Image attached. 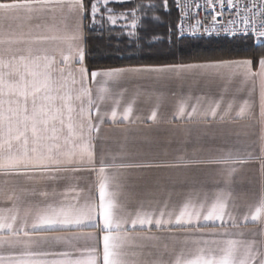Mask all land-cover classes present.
Listing matches in <instances>:
<instances>
[{
  "label": "crops",
  "instance_id": "1",
  "mask_svg": "<svg viewBox=\"0 0 264 264\" xmlns=\"http://www.w3.org/2000/svg\"><path fill=\"white\" fill-rule=\"evenodd\" d=\"M110 7L117 9L119 5ZM47 8L39 0H0V73H3L4 81L0 110L5 114V120L0 125L3 128V135H0V264H106V246L111 249V238L120 233L107 231L102 215L97 220L101 211L98 207L100 177L97 172L87 170V162L81 163L84 157L79 148L72 147V141L65 145L63 138L54 157L40 161L34 151L38 145L32 133L28 132L25 136L23 131V110L26 106L29 111L32 110L31 99L25 101L18 90L21 86L18 74L22 77L24 61L34 63L45 56L52 57L55 60L52 71L56 74L57 68L65 67L60 63L61 55L75 51V46L70 47L62 38L66 34L64 18H68L71 26L75 17L67 9L52 11ZM174 9L172 5L173 12L138 13L146 17L136 29L140 39H129L123 33L131 29L110 28L107 21L103 31L99 26L94 30L86 28L84 34L87 41L83 47L86 50L87 46L93 48L97 43L106 41L111 49H127L132 53L152 46L153 38L159 37L155 41L160 43L163 38L166 43L169 13L176 24ZM153 16L159 19H152ZM105 32L119 37L103 39L101 36ZM108 40L113 45L107 43ZM210 60L219 59L129 63L110 67L162 66ZM68 66L74 70L81 67L75 60L70 61ZM84 66L87 67L85 60ZM258 70V63L253 64V71ZM232 71L224 70L225 77ZM76 75L78 78V71ZM65 79H68L67 74ZM105 79H92L90 75L87 78L100 113L109 114L101 123L96 119V109L92 110V122L98 128L93 133L97 160L103 156L109 177L117 172L112 164L154 165L141 169H120L125 180L119 189L109 181L107 191L118 193L114 197L118 206L114 215H119L118 209L124 205L128 213H134L139 210V201L149 199L168 201V211L178 214L189 198L186 194L192 192L193 201L197 195L205 193L208 207L216 196L226 199L230 196L227 211L237 219L235 227L230 223L221 226L219 221L203 220L193 228L175 224L164 229L148 225L133 228L129 224L126 231L133 239L125 243L143 247L125 250L143 252L141 258L146 262L163 260L164 264H168L182 250L192 247L184 243V234L192 231L202 233L197 237L202 241L217 242L210 244L211 247H223V241L228 239L255 240L259 246L264 241V213L256 220L252 216L264 203V89L260 78L244 82L239 75L231 78L205 77L198 70H190L159 76L129 75L108 80L107 83ZM68 87L72 88V85L69 83ZM101 87L107 88V91L100 93L98 90ZM100 95L104 96L103 100L97 99ZM221 96L225 103L233 105L229 118L223 123L218 118L203 121L197 116L189 118L178 114L182 103L186 112H190L192 106L206 108L207 102ZM245 101L248 106L244 115L237 116ZM129 105L133 111L130 119L125 121L121 117ZM79 106V102H75L77 110ZM113 108L118 112L116 121L110 119ZM153 111L157 113L155 121L150 119ZM73 115L75 120L76 113ZM192 160L204 163L189 165ZM99 166L97 164L96 168ZM83 168L85 170L77 171ZM49 175H56L58 179L50 181L47 179ZM81 209L88 213L87 219L96 226H62L78 220L82 222L77 214ZM149 235L157 237L158 241L142 239ZM165 244L166 249L163 247Z\"/></svg>",
  "mask_w": 264,
  "mask_h": 264
},
{
  "label": "snow or ice",
  "instance_id": "2",
  "mask_svg": "<svg viewBox=\"0 0 264 264\" xmlns=\"http://www.w3.org/2000/svg\"><path fill=\"white\" fill-rule=\"evenodd\" d=\"M43 5L48 6V9L54 11L59 8L61 11L67 9L68 13L75 17V20L69 26L68 18L63 21L66 34L63 35L68 44L75 46V51L69 54L61 55L60 63L65 64L64 68H57L56 74L53 73L54 58L47 56L40 58L34 63L24 61L22 67V77L18 74V79L21 80L19 92L24 97L25 101L31 99L32 110L29 111L27 106L23 110V131L27 136L31 132L33 139L38 145L37 158L40 161L52 159L54 154L60 149V141L63 138L65 145L68 141H72V147H78L81 155L88 164L87 170L97 172L99 180V209L97 220L101 215L105 219V229L109 232L116 231L120 233L112 237L113 243L111 249L106 246V264H164L163 260L145 261L143 252L128 251L126 248H141V245H128L125 241L133 239L128 235L126 229L129 224L133 228L137 225L143 227L145 225L154 226L157 229L171 228L173 224L178 226H187L193 228L199 226L201 220L205 222H217L223 226L225 223H230L233 227L237 224L236 217L232 216L228 211L229 196L227 199L223 196H216L211 203L207 205V195L200 193L193 201L191 197L194 193L189 192L186 195L189 197L179 213L168 211L170 204L168 201L143 200L138 202V209L134 213L126 211V205L119 207V215H114V209L118 206L114 197L118 193H109L107 191L109 181L119 189L122 187L125 177H123L120 169H141L153 167L151 164L143 163H121L119 165L112 164L111 167L117 169V172L109 177L106 174V162L103 156L99 160L96 157L94 136L93 133L98 131L97 125L92 122V110L96 109V119L103 123L108 113H100L97 106V100L93 99V91L88 86L87 78L95 79L103 77L105 83L108 80H115L123 76H141L143 74H155L157 76L168 73H183L190 70H198L205 77L231 78L239 75L246 82L250 78L259 77L261 87L264 89V55L258 59L259 70L253 71L252 59H219L205 62H193L188 64H169L162 66L143 65L136 67H110L106 69L89 70L84 66L85 48L83 45L87 41V36L84 30H94L97 26L100 31L104 30V22L107 21L110 28L120 27L121 29H131L123 35L129 39H140L136 34V29L139 28V22L146 17H142L138 13L145 10L161 9L164 12H170V0H160L156 3H140L135 8L118 11L110 5H123L130 3L131 0H39ZM171 4L179 12V23L176 25L178 38L190 37H207V38H224L234 40L237 37L247 41L250 37L258 43L264 38V0H205V11L210 12V23L206 19H200L199 10L201 5L197 0H171ZM225 5L227 6L228 16L224 17ZM152 19L158 20L159 17L153 16ZM131 23H127V21ZM194 20V23L191 21ZM89 21L90 23H85ZM123 22V23H118ZM207 25V26H206ZM153 38L152 42H155ZM23 60V58H21ZM75 60L81 67L74 70L69 65V62ZM233 70L228 77H225L224 70ZM76 71L79 72L78 78ZM67 74L68 79H65ZM69 83L72 88H69ZM3 73H0V94L3 88ZM79 85V87H75ZM74 89V91H73ZM227 89H225L226 91ZM100 93H105L107 88L101 87L98 90ZM264 98V93H262ZM98 100H103L104 96L100 95ZM79 102V108L74 107L75 102ZM207 102V101H206ZM86 103V106H85ZM199 104L200 101L198 100ZM206 108L198 109L196 106L191 107L190 112H186V106L182 103L178 114L180 117L187 115L189 118L197 116L203 121L209 118L223 123L229 118L232 111V103H225L223 97L220 99L207 102ZM248 102H244V107L240 108L237 116H243L245 107ZM132 107L129 105L123 110L122 119L127 121L132 115ZM66 113V120H65ZM74 113L76 119L74 120ZM118 112L113 108L110 112V119L117 120ZM157 113L152 112L150 119L155 121ZM5 120V114L0 110V125ZM11 122L9 121V135H11ZM66 128V131H65ZM0 135H3V128L0 127ZM46 149V152H45ZM204 161L192 160L189 165L203 164ZM99 164V168L96 165ZM157 167L161 165H155ZM172 166V165H168ZM85 170L77 169V171ZM47 179L56 181V175H49ZM158 183V182H157ZM203 197V199H201ZM170 198V194H169ZM206 213V214H205ZM264 213V203L261 204L259 210L255 211L252 216L256 220ZM78 216L82 218V222L78 220L71 225H62L64 227H94L96 226L90 219H87L88 213L83 209L78 210ZM134 216V218H133ZM227 217V219H226ZM247 220V217H245ZM186 239L185 245L191 244L192 247H187L182 250L180 255L174 261H169L168 264H264V241L257 245L255 240L251 242L228 239L223 241V247H211L210 244L217 242L202 241L197 237L203 235L196 231L184 234ZM153 242H157L155 236L142 237ZM203 245V246H201ZM166 249L167 245H163ZM191 257V258H188Z\"/></svg>",
  "mask_w": 264,
  "mask_h": 264
},
{
  "label": "trees",
  "instance_id": "3",
  "mask_svg": "<svg viewBox=\"0 0 264 264\" xmlns=\"http://www.w3.org/2000/svg\"><path fill=\"white\" fill-rule=\"evenodd\" d=\"M175 10V9H174ZM170 12H173L172 10ZM169 13L167 42L155 41L152 46L143 50L111 49L108 45L96 44L93 48L86 47L85 63L88 69L124 65L129 63H180L209 59H226L246 57L258 63L264 55V39L256 42L254 38L247 41L237 37L234 40L224 38H178L175 21ZM88 32V31H87ZM163 37V35H162ZM159 39V37L157 38Z\"/></svg>",
  "mask_w": 264,
  "mask_h": 264
},
{
  "label": "rangeland",
  "instance_id": "4",
  "mask_svg": "<svg viewBox=\"0 0 264 264\" xmlns=\"http://www.w3.org/2000/svg\"><path fill=\"white\" fill-rule=\"evenodd\" d=\"M156 3V4H159L160 3V0H131L130 3H126V4H123V5H119V7H117V9L119 10H129V9H132V8H135L138 4L140 3ZM170 7H171V10H172V4H171V0H170ZM161 9H157V10H145V12H159ZM163 11V10H161ZM164 12V11H163ZM106 33V34H105ZM103 36H101L103 39L104 38H107V37H111V38H116V37H119V35L117 34H113L111 35L110 33H107L105 32ZM262 40V39H261ZM107 43H109L110 45H113L112 41L108 40ZM100 45H104L106 44V41H102L99 43Z\"/></svg>",
  "mask_w": 264,
  "mask_h": 264
},
{
  "label": "built area",
  "instance_id": "5",
  "mask_svg": "<svg viewBox=\"0 0 264 264\" xmlns=\"http://www.w3.org/2000/svg\"><path fill=\"white\" fill-rule=\"evenodd\" d=\"M197 2L201 5L200 10H199V16H198V18H200V19H206L210 23L211 13L205 11V8H206L205 0H197ZM242 2H243V0H242ZM174 8H175V6H174ZM175 11H176V25H177L179 23V12H178V10L176 8H175ZM228 14L229 13H228V10H227V6L225 5L224 17L226 18L228 16ZM191 22L194 23V20L191 21ZM176 25H175V28H176ZM177 34H178V32H177ZM185 37H190V36H185ZM195 38H198V37H195ZM202 38H207V37H202ZM213 38H215V37H213ZM262 39H264V38H262Z\"/></svg>",
  "mask_w": 264,
  "mask_h": 264
}]
</instances>
